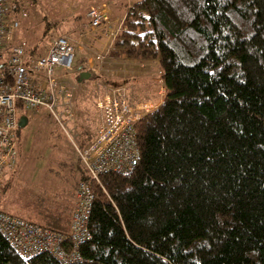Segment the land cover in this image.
Wrapping results in <instances>:
<instances>
[{
    "label": "trees",
    "instance_id": "obj_1",
    "mask_svg": "<svg viewBox=\"0 0 264 264\" xmlns=\"http://www.w3.org/2000/svg\"><path fill=\"white\" fill-rule=\"evenodd\" d=\"M33 10L24 18L48 31ZM123 14L110 53L157 58L165 88L133 124L139 158L99 183L78 160L72 187L54 205L36 195L29 221L68 235L76 185L87 181L89 236L71 264H264V0H137ZM22 19L13 43L28 63L41 54ZM0 264L61 263L22 260L0 235Z\"/></svg>",
    "mask_w": 264,
    "mask_h": 264
},
{
    "label": "built area",
    "instance_id": "obj_2",
    "mask_svg": "<svg viewBox=\"0 0 264 264\" xmlns=\"http://www.w3.org/2000/svg\"><path fill=\"white\" fill-rule=\"evenodd\" d=\"M34 3V0H0V194L8 174L15 168L18 119L21 115L27 118L37 112L50 113L72 142L91 181L99 183V174L109 171L128 173L139 158L133 124L158 103L135 100L132 96L131 77L141 70L149 72L148 60H122L123 55H109L125 16H112L105 3L89 6L85 20L72 29L77 31L76 37L71 38L69 32L52 30L46 52L25 63L24 43L14 44L13 39L20 20L27 16ZM63 7L58 9L59 13L69 11L65 2ZM84 37L93 42H85ZM70 39L81 46L91 45L97 66L104 61L115 65L109 69L105 80L93 81L84 87L95 107V117L90 126L84 127L86 138L82 148L74 139L78 133L74 111L77 86L56 70L71 66ZM164 93L161 78L157 91L159 102ZM92 199L89 182L79 181L68 235L4 210H0V235L22 260L47 254L61 264L81 263L78 246L89 236L87 224Z\"/></svg>",
    "mask_w": 264,
    "mask_h": 264
},
{
    "label": "rangeland",
    "instance_id": "obj_3",
    "mask_svg": "<svg viewBox=\"0 0 264 264\" xmlns=\"http://www.w3.org/2000/svg\"><path fill=\"white\" fill-rule=\"evenodd\" d=\"M135 1L137 0H34V6L30 9H34L33 12H35V9L40 10L39 14L43 15L45 21L50 23V29L41 34L43 21L40 20L39 16L36 20L31 17L24 18L21 22L24 25L26 24L25 27L28 28L25 32V39L30 42L32 39L38 38L39 47L36 48L34 55H42L48 48L52 30L61 33L69 32L67 34L71 38L78 35L77 31L71 30L72 27H75L72 26L74 24H70L74 23L72 15L75 13L85 18L89 6L105 3L110 11H113V14L123 17L126 7ZM64 2L70 11L59 13L58 9L64 8ZM71 11L74 13L70 14ZM113 14L112 16H114ZM53 22L58 23L53 25ZM77 23L79 24V22ZM125 30L124 17L122 29L117 33ZM117 33L115 37H117ZM70 45L73 48L71 66L65 70L56 68L57 73L66 75L65 77L70 82H75V77L82 69L94 75L97 74V69H100V67L95 64L93 49L91 48V53L88 48L81 46L74 39H70ZM110 51L109 55L116 56ZM125 59H145L150 62L151 65L146 67L149 72L141 70L131 77L133 80L136 75H140L137 84L139 87L132 89V96H140L139 99L141 100H153L159 103L157 91L161 78L159 67L156 64L157 58L127 57L123 55L122 60ZM88 81L89 79L83 80L79 85ZM74 139L76 144L82 148L85 142L80 143L76 137ZM78 160L72 142L59 129L49 112H37L32 116H28L26 125L18 128L15 168L10 174L11 182L8 189L0 195V210L9 211L29 220V214L32 213L30 212L31 207L33 203L37 202L34 200L36 195H43V198H46L48 202L52 201L54 205L61 198L63 191L72 187L74 180L76 181L79 177V170L76 167Z\"/></svg>",
    "mask_w": 264,
    "mask_h": 264
},
{
    "label": "crops",
    "instance_id": "obj_4",
    "mask_svg": "<svg viewBox=\"0 0 264 264\" xmlns=\"http://www.w3.org/2000/svg\"><path fill=\"white\" fill-rule=\"evenodd\" d=\"M70 11V10H69ZM68 11V12H69ZM74 13L73 11L70 12V14ZM69 14V15H70ZM111 14H113L112 10H111ZM114 16H119L117 14H113ZM70 24H74V23H70ZM79 24H74L72 26H78ZM71 26V27H72ZM74 27L71 28V30L73 29ZM84 41L85 42H93V39L91 38H88V37H84ZM91 44V43H89ZM88 44V45H89ZM85 46L86 48H88V50L91 52V48L92 46L89 45V46ZM92 53V52H91ZM113 66L115 65H110L108 63H106L105 61L102 62V64L100 65V69H97V74H93V76H91L89 79L88 82H85L81 85H79L81 82H77V77H78V74L77 76L75 77V82H70L68 80V82L70 83H75L76 86H77V91H78V94L76 96V99L74 101V111L76 112V117H75V123H76V127H77V130H78V133L76 135V139L80 142V143H83L85 142V134H84V127H88L91 125L94 117H95V107L93 106L92 102L90 101V99L88 98V94H87V90H85V86L93 81H100V80H105L106 79V75H108V72H109V69H111ZM81 71V70H80ZM144 74V73H143ZM146 74V73H145ZM66 76V75H65ZM140 75H136L135 78L133 80H131V83H132V89L133 88H138L139 86L137 85L138 84V79L140 77H138ZM138 77V78H137ZM144 78V77H143ZM68 79V78H67ZM91 79V80H90ZM137 79V80H136ZM133 91V90H132ZM97 118V117H96ZM29 219H35L34 218V214L33 213H30L29 214Z\"/></svg>",
    "mask_w": 264,
    "mask_h": 264
},
{
    "label": "water",
    "instance_id": "obj_5",
    "mask_svg": "<svg viewBox=\"0 0 264 264\" xmlns=\"http://www.w3.org/2000/svg\"><path fill=\"white\" fill-rule=\"evenodd\" d=\"M90 72L83 70L78 73L77 82H81L90 78ZM27 123V118L24 115H21L18 119V128L24 127Z\"/></svg>",
    "mask_w": 264,
    "mask_h": 264
},
{
    "label": "flooded vegetation",
    "instance_id": "obj_6",
    "mask_svg": "<svg viewBox=\"0 0 264 264\" xmlns=\"http://www.w3.org/2000/svg\"><path fill=\"white\" fill-rule=\"evenodd\" d=\"M81 71H83V70H81Z\"/></svg>",
    "mask_w": 264,
    "mask_h": 264
}]
</instances>
